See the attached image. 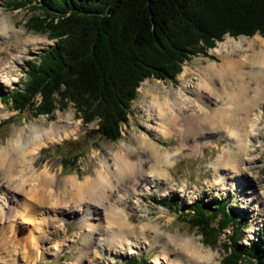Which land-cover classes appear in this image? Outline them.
Masks as SVG:
<instances>
[{"label": "bare ground", "instance_id": "6f19581e", "mask_svg": "<svg viewBox=\"0 0 264 264\" xmlns=\"http://www.w3.org/2000/svg\"><path fill=\"white\" fill-rule=\"evenodd\" d=\"M20 34L6 18H0V44H7L6 59L3 62L0 59V88L12 86L16 81L13 69L24 58L26 47L40 45L33 37L20 42ZM6 39L15 41L10 43ZM245 40L227 36L217 43L210 52L221 60L220 67L203 68L200 71L203 80L184 83L174 97L170 92L163 96L151 95L145 105L146 133L133 136L135 147L122 143L121 149L111 155L112 165L108 160L101 161L93 177L79 180L75 175L61 176L55 160L41 166L42 147L76 134L77 126L67 117H57L49 125L30 128L27 135L22 130L8 140L0 150V264H37V259L48 252L41 251L44 235L53 233L56 223L62 228L67 220L75 224L102 221L107 226L97 228L93 224L88 228L84 246L72 264H90L99 250L106 249L104 258L114 264L127 252L153 248L157 243L162 249L155 258L156 263L169 259V253H174L175 248L183 249L186 255L174 261L169 259L168 263L202 264L208 260L211 255L201 254V248L191 239L163 235L156 225H132L125 205L130 198L137 204L154 184L164 186L162 196L176 193L170 185V167L184 157L186 148L198 153L199 142L206 140L207 145L216 135H231L234 141L212 163L213 180L220 182L224 190L242 192L245 181L252 178L247 173L251 159L246 146L251 137L257 136L255 128L264 116V39L258 35L253 37L247 43L253 53L237 59ZM254 46L258 47L256 52ZM253 67H258L259 71L249 70ZM215 77L219 87L213 81ZM138 92L149 93L142 92L141 88ZM150 133L159 138L175 135L179 145L162 151ZM254 194L251 198L254 210L264 215V190ZM243 197L246 198L244 203H251L244 194ZM253 230L249 239L257 229ZM93 231L101 239L90 243ZM65 233L63 229L62 234L56 236L51 255L62 251L60 240Z\"/></svg>", "mask_w": 264, "mask_h": 264}, {"label": "trees", "instance_id": "16d2710c", "mask_svg": "<svg viewBox=\"0 0 264 264\" xmlns=\"http://www.w3.org/2000/svg\"><path fill=\"white\" fill-rule=\"evenodd\" d=\"M28 5L37 15L27 28L55 44L38 63L28 64L24 88L2 102L17 113L31 109L46 117L72 104L82 123L95 122L93 133L109 141L120 138L143 81L174 78L185 62L207 56L225 35L264 37V0L13 1L15 8ZM76 161L61 159L71 169ZM189 208L188 223L207 245L215 246L221 231L232 226L221 243L226 256L220 264H264V237L240 246L244 220L225 204L198 201ZM124 264L142 263L131 257Z\"/></svg>", "mask_w": 264, "mask_h": 264}, {"label": "rangeland", "instance_id": "374dc122", "mask_svg": "<svg viewBox=\"0 0 264 264\" xmlns=\"http://www.w3.org/2000/svg\"><path fill=\"white\" fill-rule=\"evenodd\" d=\"M14 0H0V18L4 17L6 20L17 30L21 31L19 35V41L22 42L26 37L36 38L40 45L37 48L33 46H27L23 55L24 58L13 69V76L16 81L12 86L6 85L0 88V150L7 145L8 140L16 137L17 133L24 130L25 134L29 132L30 128L35 126L49 125L52 121L57 120V117L68 118L72 125L77 126V132L73 136H69L53 142L46 147H42L40 150V158L42 160L41 166L49 160H55L57 167H59L61 176H76L79 180H83L85 177H93L95 170L97 169L101 161H109V165H112L111 155L117 150L121 149V145L135 147L133 142V136L137 134H145L147 125V112L145 105L151 99V95L158 94L163 96L165 93L170 92L171 97L176 95V92L181 90L184 83H197L203 80V76L200 71L203 68L212 66L215 70L220 67L221 60L210 51L214 48L207 50V56L196 55L189 61L182 65L181 72L172 79L165 81L156 79H147L143 81L139 88L142 92H149L142 94L137 89L136 97L131 102L128 110V122L125 125H121L120 138L116 141H109L95 135L93 129L96 128L95 122L90 124H83L78 116L74 106L68 104L64 108H57L51 116H37L34 110L27 109L22 113H17L14 108L8 103L1 100L3 96H8L16 91H21L26 83V76L28 70V64L38 63L40 55L51 49L55 44V40H51L45 33L40 34L31 31L27 28L26 24L28 19L32 15H37L29 6L24 8H15L13 6ZM19 1V0H17ZM39 1V0H36ZM258 35L255 33L252 36H237L234 39L245 38L243 43V49L237 53V59L244 56H249L253 51L248 49L247 43ZM229 35H225L223 40ZM230 38H233L229 36ZM7 40V39H6ZM222 40V41H223ZM13 42L15 39L7 40ZM7 44H0V59L5 61L6 53L4 48ZM254 52L258 50L257 46H254ZM214 64V65H213ZM264 69V68H263ZM254 72H258V67L249 68ZM183 72H185L183 74ZM216 86L219 87L216 77L213 80ZM252 85V81L248 80ZM162 92V93H161ZM162 94V95H161ZM149 95V96H148ZM39 101L40 98L37 97ZM252 131V128L249 127ZM257 136L251 137V142L246 146L248 151V158L251 159V163L248 165L247 173L252 178H248L243 185L242 192L240 191H228L222 189L220 182H214V169L212 163L217 156H221L223 151L233 145L234 139L231 135H216L215 138L207 140L209 142L205 145L206 140H202L199 147V152L196 153L190 148L184 150V157L178 159L169 169L170 178L172 182L170 185L177 191L173 195L162 196L164 186L160 184H154L150 188L148 193H144L139 202L136 204L134 199L130 198L126 200L125 211L130 215V222L134 226H157L163 235L179 236L183 238L191 239L195 245L201 248V254L211 255L208 260L202 262V264H220L223 257L226 256V252L222 248L221 243L224 242L228 236L232 233V226L225 227L221 231L219 239L215 246L207 245L199 229L192 227L188 221L190 215L191 206L196 202L203 204H220L223 203L227 206L229 212L234 213L239 218L244 220V226L242 228V238L238 241L240 246H248L252 242L262 241L264 237V215L254 210V197L255 192L264 190V116L255 128ZM228 134V133H227ZM156 144L161 146L162 151L173 150L179 145V138L175 135L167 138H159L153 133L149 134ZM10 137V138H9ZM217 137V138H216ZM254 138V139H253ZM202 142H204L202 144ZM250 150V152H249ZM76 156V168L64 167L61 159L71 158ZM224 188V187H223ZM184 189L183 192L178 190ZM191 192L187 195V191ZM186 193V194H185ZM243 194L251 201L248 204L243 202ZM124 202V199L122 200ZM245 207V208H244ZM93 224L97 228L107 227L103 225L102 221H90L84 224H75L74 222L66 221L61 227L58 228V223L54 224L53 233L49 236L44 235L45 243L42 248L44 257L37 259V264H72L76 257L80 255L79 250L82 249L83 240L87 236L88 228L93 227ZM101 224V225H100ZM215 225V223H213ZM66 230V235L62 237L61 244L63 246L62 251L57 255H51L53 247L57 243L56 236L61 235L62 231ZM257 229L256 232L251 235V231ZM110 231V230H109ZM86 233V236H85ZM101 239L96 235V231H93L91 235L90 243ZM160 244L157 243L153 248L147 247L132 252L115 260L114 264H124L131 257H135L142 264H171L170 260L174 261L175 258H183L186 252L181 248H175L174 253H169V259L164 260L161 263H156L155 258L159 257L161 251ZM182 250V251H181ZM106 250H99L95 259L91 260L90 264H113L107 261L105 256ZM133 251V250H132ZM142 258V259H141ZM142 260V261H141ZM85 264V263H84Z\"/></svg>", "mask_w": 264, "mask_h": 264}]
</instances>
